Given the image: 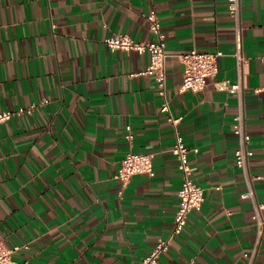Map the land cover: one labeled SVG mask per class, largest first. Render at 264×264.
Returning a JSON list of instances; mask_svg holds the SVG:
<instances>
[{
	"label": "crops",
	"instance_id": "1",
	"mask_svg": "<svg viewBox=\"0 0 264 264\" xmlns=\"http://www.w3.org/2000/svg\"><path fill=\"white\" fill-rule=\"evenodd\" d=\"M165 34L167 96L180 117L199 210L171 238L182 174L172 153L175 127L161 111L149 52L110 50L106 39ZM243 53L228 0H0V111L36 105L0 124V241L21 246L27 264H138L159 239V264H249L257 240L247 175L235 165L239 98L216 81L242 79L249 174L264 202V0H241ZM222 51L203 91L180 92L192 49ZM152 154V174L116 177L130 149ZM197 148V151L194 149ZM27 245V246H25ZM252 264H264V234Z\"/></svg>",
	"mask_w": 264,
	"mask_h": 264
},
{
	"label": "built area",
	"instance_id": "2",
	"mask_svg": "<svg viewBox=\"0 0 264 264\" xmlns=\"http://www.w3.org/2000/svg\"><path fill=\"white\" fill-rule=\"evenodd\" d=\"M228 11L235 21L236 27V52L237 67L243 71L248 64V59L243 53L242 30H241V0H228ZM146 18L149 22V30L155 39L136 40L128 34L111 35L106 39V44L110 50L137 51L139 53L149 52L150 64L142 73L154 77L158 93L162 99L161 111L167 113L168 120L175 127V143L172 153L177 161L178 168L182 174V185L178 190L179 206L175 213L174 225L171 238L180 234L188 222L189 213L192 210H199L204 201V191L194 180L193 169L190 163L189 153L191 148L187 146L180 133L178 124L181 118L174 117L171 113L170 103L167 96V62L169 54L165 34L162 30L160 18L152 10ZM223 55L222 51L204 52L194 48L189 52L179 55L180 61L184 65L183 80L179 87L180 92L203 91L210 79H214L219 71L218 59ZM216 87L220 90L228 91L237 95L239 106L234 116V133L238 138V147L235 150V165L242 169L247 175V189L241 194L243 198L251 199L254 206L253 219L257 229V240L251 251L244 253L249 264H252L257 254L259 244L264 234V202L257 200L253 188L251 175L249 174V159L253 154L250 148L251 135L247 130L246 117L243 103L242 79L236 83L228 80L216 81ZM36 105L30 107H20L16 110L0 111V124L12 119L14 116L31 114ZM127 140L130 149L122 160L116 177L126 185L134 176L139 174H152L154 171L153 155L139 153L133 150L132 128L127 126ZM198 149L195 148L194 151ZM169 240L159 239L154 247L145 255L138 264H159L161 255L168 251ZM27 246V245H25ZM21 248L7 246L0 241V264H27V261H20L15 258V253Z\"/></svg>",
	"mask_w": 264,
	"mask_h": 264
}]
</instances>
